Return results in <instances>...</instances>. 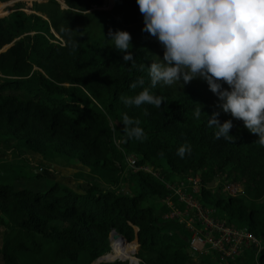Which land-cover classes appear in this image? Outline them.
I'll return each mask as SVG.
<instances>
[{
  "label": "trees",
  "instance_id": "trees-1",
  "mask_svg": "<svg viewBox=\"0 0 264 264\" xmlns=\"http://www.w3.org/2000/svg\"><path fill=\"white\" fill-rule=\"evenodd\" d=\"M62 1L65 7L46 0L35 2L33 13L16 10L0 17V50L12 44L0 52V134L43 155L75 158L116 185L135 178L137 186L130 193L97 186L77 192L58 182L46 190L0 182V223L5 227L1 264H94L111 251L113 230L135 246L139 240L140 264H190L186 230L164 220L163 211L159 215L153 206L143 205L148 190L163 200L165 185L150 172L124 171L117 132L126 150L140 155L139 165L156 169L158 160H164L168 168L160 173L166 178L201 173L203 201L230 224L249 227L264 244V204L256 205L264 200V147L255 143L258 135L242 124L230 130L233 141L216 139L209 116L219 112L223 123L229 113L207 109L203 93L191 84L151 88L148 67L158 57L163 60L164 47L143 31L137 0H113L109 9L107 0ZM110 30L131 33L135 67L124 62L125 53L113 45ZM52 31L60 41H53ZM140 77L144 84L131 88ZM145 87L164 98L159 108L127 106L121 100ZM197 107L202 108L199 118ZM125 114L140 121L145 139L127 136ZM182 145H190L191 153L179 156ZM226 171L234 179L223 178ZM218 181H241L244 191L229 195L221 184L216 186ZM125 248L134 254L127 243ZM247 257L254 259L247 251L240 260ZM259 261L264 264V248Z\"/></svg>",
  "mask_w": 264,
  "mask_h": 264
},
{
  "label": "clouds",
  "instance_id": "clouds-1",
  "mask_svg": "<svg viewBox=\"0 0 264 264\" xmlns=\"http://www.w3.org/2000/svg\"><path fill=\"white\" fill-rule=\"evenodd\" d=\"M144 17L143 31L164 47L163 60H153L148 73L151 88L158 84L171 86L194 78L208 82L219 98V107L236 120H242L255 141L264 147V0H137ZM113 45L125 53V63L136 59L129 51L132 35L127 30L109 31ZM144 65H141V70ZM143 85L142 77L131 88ZM227 84L228 88H223ZM127 106L143 104L159 108L164 98L145 87L134 97L121 96ZM83 107V105H80ZM202 112L195 110L196 118ZM219 112L209 116V127L215 126L216 139L233 141L232 119L223 123ZM124 132L129 138H146L140 121L123 116ZM191 153L190 145H182L178 155Z\"/></svg>",
  "mask_w": 264,
  "mask_h": 264
},
{
  "label": "rangeland",
  "instance_id": "rangeland-1",
  "mask_svg": "<svg viewBox=\"0 0 264 264\" xmlns=\"http://www.w3.org/2000/svg\"><path fill=\"white\" fill-rule=\"evenodd\" d=\"M46 0H9L5 5H0V17L7 16L16 10H23L30 14L34 11L35 2H44ZM63 7L65 3L61 1ZM64 3V4H63ZM113 0H107L105 8L109 9L113 6ZM18 6H21L18 9ZM54 33V31H52ZM56 39L53 41H60V37L57 33H54ZM5 50V49H2ZM183 85V82H178ZM192 88L203 93L206 100L207 109L220 108L219 98L214 94L208 85V82L201 77L194 78L190 83ZM186 84V85H188ZM227 84H223V88H228ZM222 109V108H221ZM232 119L233 127H240L243 123L242 120L234 119L231 114H228L227 120ZM116 147L123 153V166L124 171L129 169L128 158H137L140 156L137 153L129 152L123 145V140L119 138L117 132ZM154 162L153 164H155ZM155 164L156 172L166 171L168 168L167 163L164 160H158ZM151 165V164H150ZM153 166V165H151ZM130 170V169H129ZM233 178V174H229L228 171L223 173V178ZM127 178L116 185L111 180V177H104L100 171H95L92 168L79 163L75 158L62 155L51 154L50 156L37 153L33 150L24 148L15 138L1 132L0 134V182L10 183L15 188H28L32 190H46L54 183L58 182L62 185L69 186L77 192H84L89 186H97L101 189H116L120 193L133 192L137 186V180L135 178ZM130 180V181H129ZM218 196V195H217ZM219 197V196H218ZM264 204V200L260 199L256 201V205L261 206ZM144 206H153L157 210V214L161 215L163 211V200L155 192L148 190L147 198L143 203ZM5 227L0 223V264L3 262L2 247L4 244ZM118 236V235H116ZM111 241V247L113 249V240ZM136 242V240H134ZM123 247L126 250V242L123 241ZM131 248L133 253H129L132 259L137 262L138 246L130 243L127 244ZM112 249L110 252H112ZM137 257V258H136ZM110 258V257H109ZM126 258V257H119ZM113 259V258H111ZM118 259V258H116ZM139 259V258H138ZM254 260V259H253ZM250 257L240 260L234 264H256ZM140 261V259H139ZM190 264H220L217 256L212 259L208 256H201L197 259H190Z\"/></svg>",
  "mask_w": 264,
  "mask_h": 264
},
{
  "label": "built area",
  "instance_id": "built-area-1",
  "mask_svg": "<svg viewBox=\"0 0 264 264\" xmlns=\"http://www.w3.org/2000/svg\"><path fill=\"white\" fill-rule=\"evenodd\" d=\"M132 172L140 170L150 172L166 187L163 199V219L182 226L187 232L190 257L197 259L217 256L220 264H234L246 252L254 255L256 264H260V254L264 248L263 241L247 226L238 227L220 215L216 207L203 201V178L201 173H187L184 176L166 178L156 172L148 163L139 165L138 159L128 158ZM222 191L232 196L243 193L244 183L216 182Z\"/></svg>",
  "mask_w": 264,
  "mask_h": 264
},
{
  "label": "bare ground",
  "instance_id": "bare-ground-1",
  "mask_svg": "<svg viewBox=\"0 0 264 264\" xmlns=\"http://www.w3.org/2000/svg\"><path fill=\"white\" fill-rule=\"evenodd\" d=\"M112 240H113V249H112V252L107 256L109 260H115L116 258L125 259V258H119L121 256L132 259V256L123 247L122 243L124 240L122 238H120L119 236L113 235ZM127 244H130V243H127Z\"/></svg>",
  "mask_w": 264,
  "mask_h": 264
},
{
  "label": "water",
  "instance_id": "water-1",
  "mask_svg": "<svg viewBox=\"0 0 264 264\" xmlns=\"http://www.w3.org/2000/svg\"><path fill=\"white\" fill-rule=\"evenodd\" d=\"M58 1H60V0H58ZM12 45V44H11ZM11 45H8V46H5L3 49H7V48H9ZM1 51H4V50H0V52ZM113 235H118L120 238H122L125 242H127V243H130V241H128L121 233H119V232H117L116 230H113V231H111V233H110V240H112V238H113ZM136 242H137V244H139V240L138 239H136ZM111 252H109V253H107V254H105V255H103V256H101L94 264H97V263H100V262H103V261H116V260H128V259H115V260H109L108 258H107V256L110 254ZM137 258V257H136ZM137 262H135V263H133L131 260H129V262H130V264H140V261H139V259L137 258Z\"/></svg>",
  "mask_w": 264,
  "mask_h": 264
}]
</instances>
